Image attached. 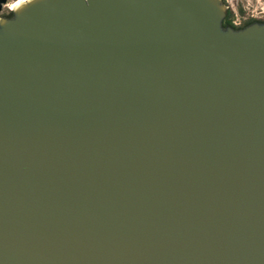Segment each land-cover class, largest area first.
<instances>
[{
    "label": "water",
    "instance_id": "95a60500",
    "mask_svg": "<svg viewBox=\"0 0 264 264\" xmlns=\"http://www.w3.org/2000/svg\"><path fill=\"white\" fill-rule=\"evenodd\" d=\"M10 11L0 264H264V22L224 26L223 0Z\"/></svg>",
    "mask_w": 264,
    "mask_h": 264
},
{
    "label": "rangeland",
    "instance_id": "374dc122",
    "mask_svg": "<svg viewBox=\"0 0 264 264\" xmlns=\"http://www.w3.org/2000/svg\"><path fill=\"white\" fill-rule=\"evenodd\" d=\"M16 2L17 0H7L2 7L0 17L14 8L12 5ZM225 5L232 10L231 18L238 14L245 18L258 17L264 19V0H225Z\"/></svg>",
    "mask_w": 264,
    "mask_h": 264
},
{
    "label": "trees",
    "instance_id": "16d2710c",
    "mask_svg": "<svg viewBox=\"0 0 264 264\" xmlns=\"http://www.w3.org/2000/svg\"><path fill=\"white\" fill-rule=\"evenodd\" d=\"M223 2L225 3V1L223 0ZM11 15V11H8L4 16H10ZM231 16H232V12L227 10L226 11V16L223 20V25L224 26H232L234 28H241L253 21H261V22H264V19H257V18H247L241 25L239 26H234L232 23H231Z\"/></svg>",
    "mask_w": 264,
    "mask_h": 264
},
{
    "label": "built area",
    "instance_id": "2783aa9c",
    "mask_svg": "<svg viewBox=\"0 0 264 264\" xmlns=\"http://www.w3.org/2000/svg\"><path fill=\"white\" fill-rule=\"evenodd\" d=\"M247 18L239 16L238 14H235L234 17L231 18V23L234 26L241 25Z\"/></svg>",
    "mask_w": 264,
    "mask_h": 264
},
{
    "label": "clouds",
    "instance_id": "9594fccd",
    "mask_svg": "<svg viewBox=\"0 0 264 264\" xmlns=\"http://www.w3.org/2000/svg\"><path fill=\"white\" fill-rule=\"evenodd\" d=\"M28 3H30V0H21V3H19L18 5H20V4H28Z\"/></svg>",
    "mask_w": 264,
    "mask_h": 264
},
{
    "label": "flooded vegetation",
    "instance_id": "af4514ba",
    "mask_svg": "<svg viewBox=\"0 0 264 264\" xmlns=\"http://www.w3.org/2000/svg\"><path fill=\"white\" fill-rule=\"evenodd\" d=\"M225 1V0H224ZM227 10H229V11H231L232 12V10L229 8V7H227ZM6 14V13H5ZM5 14H2V16H4ZM252 18H254V17H252ZM257 19H263V18H258L257 17Z\"/></svg>",
    "mask_w": 264,
    "mask_h": 264
},
{
    "label": "snow or ice",
    "instance_id": "6c2138e0",
    "mask_svg": "<svg viewBox=\"0 0 264 264\" xmlns=\"http://www.w3.org/2000/svg\"><path fill=\"white\" fill-rule=\"evenodd\" d=\"M19 3H21V0H17V3L15 5H12V7H16Z\"/></svg>",
    "mask_w": 264,
    "mask_h": 264
},
{
    "label": "bare ground",
    "instance_id": "6f19581e",
    "mask_svg": "<svg viewBox=\"0 0 264 264\" xmlns=\"http://www.w3.org/2000/svg\"><path fill=\"white\" fill-rule=\"evenodd\" d=\"M17 3V2H16ZM16 3H14V5L16 4ZM18 6V5H17ZM15 8V7H14Z\"/></svg>",
    "mask_w": 264,
    "mask_h": 264
}]
</instances>
